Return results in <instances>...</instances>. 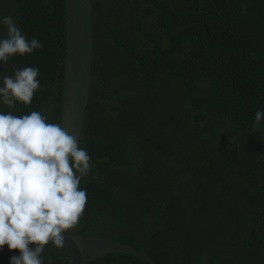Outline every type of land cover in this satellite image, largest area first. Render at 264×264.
Returning a JSON list of instances; mask_svg holds the SVG:
<instances>
[{
  "label": "trees",
  "instance_id": "16d2710c",
  "mask_svg": "<svg viewBox=\"0 0 264 264\" xmlns=\"http://www.w3.org/2000/svg\"><path fill=\"white\" fill-rule=\"evenodd\" d=\"M93 69L79 146L92 170L70 234L146 252L158 264H264L263 0H91ZM242 5L244 10L242 11ZM43 49L0 64L39 69L32 103L62 122L66 0H0ZM6 28L0 26V37ZM19 255L7 245L0 264ZM44 264H69L49 244ZM89 264H149L110 254Z\"/></svg>",
  "mask_w": 264,
  "mask_h": 264
},
{
  "label": "clouds",
  "instance_id": "9594fccd",
  "mask_svg": "<svg viewBox=\"0 0 264 264\" xmlns=\"http://www.w3.org/2000/svg\"><path fill=\"white\" fill-rule=\"evenodd\" d=\"M0 26L6 28L0 37V64L43 49L12 16H0ZM38 76L34 67L2 76L0 105H30L41 88ZM254 115L253 128L259 129L264 110ZM90 161L77 138L60 124L49 123L41 112L16 116L0 110V252L5 245L19 252L10 257V264H44L46 246H65V234L77 227L86 208L87 192L80 184L91 173ZM75 243L83 252V243Z\"/></svg>",
  "mask_w": 264,
  "mask_h": 264
},
{
  "label": "water",
  "instance_id": "95a60500",
  "mask_svg": "<svg viewBox=\"0 0 264 264\" xmlns=\"http://www.w3.org/2000/svg\"><path fill=\"white\" fill-rule=\"evenodd\" d=\"M264 1V0H263ZM93 14L91 0H66V81L61 126L77 138L84 126L93 69ZM84 245L81 252L76 241ZM69 264H89L110 254L137 256L149 264H158L146 252L121 241L81 234H65Z\"/></svg>",
  "mask_w": 264,
  "mask_h": 264
}]
</instances>
